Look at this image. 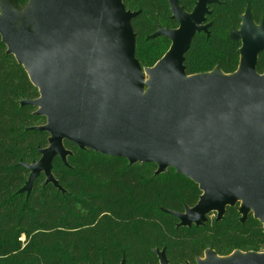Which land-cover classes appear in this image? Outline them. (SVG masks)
I'll use <instances>...</instances> for the list:
<instances>
[{"label": "water", "instance_id": "1", "mask_svg": "<svg viewBox=\"0 0 264 264\" xmlns=\"http://www.w3.org/2000/svg\"><path fill=\"white\" fill-rule=\"evenodd\" d=\"M12 1L0 0V38L39 90L37 99L20 102L46 119L31 129L49 135L38 161L20 162L29 176L19 193L29 196L44 176L64 194L52 170L57 158L69 166V143L130 166L155 164L156 176L173 169L197 184L202 194L194 207L167 211L177 227L203 226L211 215L219 222L236 206L241 223L252 215L264 226V73L256 68L264 19L256 26L248 6L231 32L242 45L236 72L189 76L185 54L196 33L209 34L208 6L218 0H197L191 13L168 0L179 27L149 37L171 41L150 68L135 57L139 12L124 0H27L22 13ZM155 254L169 264L164 249ZM203 258L196 264H264V252L222 257L209 249Z\"/></svg>", "mask_w": 264, "mask_h": 264}, {"label": "trees", "instance_id": "2", "mask_svg": "<svg viewBox=\"0 0 264 264\" xmlns=\"http://www.w3.org/2000/svg\"><path fill=\"white\" fill-rule=\"evenodd\" d=\"M22 10L27 0H14ZM197 0H180L192 12ZM127 10L139 12L132 21L135 57L142 67H153L169 50L165 36L149 38L160 28L176 29L168 0H124ZM250 7L253 20L264 15V0H219L210 6L209 36L198 33L185 54L189 76L220 69L237 71L240 44L232 40L241 16ZM0 38V264H158L155 250H165L169 264H196L206 250L218 256L235 251L264 252V226L252 215L240 222L238 206L224 218L200 227H177L171 212L194 207L198 185L173 169L156 176L151 163L130 166L123 158L83 151L65 143L72 152L69 166L59 158L53 175L65 193L45 185L39 177L29 196L19 193L30 164L48 146L49 135L31 129L46 124L36 109L21 106L39 97L24 67L6 53ZM264 70L259 62L258 72Z\"/></svg>", "mask_w": 264, "mask_h": 264}, {"label": "flooded vegetation", "instance_id": "3", "mask_svg": "<svg viewBox=\"0 0 264 264\" xmlns=\"http://www.w3.org/2000/svg\"><path fill=\"white\" fill-rule=\"evenodd\" d=\"M218 2H219V0H218ZM218 2H215V3H218ZM196 3H197V1H196ZM213 4V3H212ZM195 6H196V4H195ZM210 6H211V4L208 6V10H209V12H210ZM195 8V7H194ZM194 10V9H193ZM192 10V11H193ZM246 11V10H245ZM186 12V11H185ZM187 13H191V12H187ZM245 13V12H244ZM244 15V14H243ZM242 15V16H243ZM242 16H241V18H242ZM208 17H209V15L207 16V21H206V24H209V28H210V23L208 22ZM171 18H172V14H171ZM173 19V18H172ZM263 19H264V15L262 16V18H261V20L259 21V22H256V21H254V23L256 24V26H260L261 24H262V21H263ZM175 20V19H174ZM178 23V22H177ZM241 24H242V20H241V23H240V26H241ZM240 26H239V28L237 29V30H235V31H239V29H240ZM178 27H179V24H178ZM178 27L176 28V29H178ZM209 28H208V32H209ZM176 29H171V30H176ZM200 33H203V32H200ZM210 33V32H209ZM196 34H198V33H196ZM203 34H205V35H207L206 33H203ZM209 36V34L207 35V37ZM195 37V36H194ZM193 40V39H192ZM235 41V40H234ZM237 43H239L240 44V48H241V42L240 41H236ZM170 46H171V41H170ZM240 48H239V50H240ZM259 62H264V52H261L259 55H258V61H257V71H258V64H259ZM240 63V62H239ZM211 73V72H210ZM259 73V72H258ZM264 73V70H263V72L261 73V74H263ZM205 74H207V73H205ZM215 217H216V215H214ZM157 256V255H156ZM157 259H158V257H157ZM121 263H122V261H121ZM120 263V264H121ZM158 264H159V259H158Z\"/></svg>", "mask_w": 264, "mask_h": 264}, {"label": "rangeland", "instance_id": "4", "mask_svg": "<svg viewBox=\"0 0 264 264\" xmlns=\"http://www.w3.org/2000/svg\"><path fill=\"white\" fill-rule=\"evenodd\" d=\"M10 2H11V4L13 5L14 4V2L12 1V0H9ZM20 13H22L23 12V10H18ZM210 219H214L215 218V216L214 215H211L210 217H209ZM204 259V258H203Z\"/></svg>", "mask_w": 264, "mask_h": 264}]
</instances>
